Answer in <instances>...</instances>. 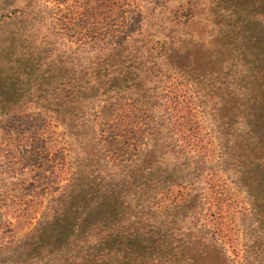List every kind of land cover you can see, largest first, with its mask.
<instances>
[{"label": "trees", "instance_id": "obj_1", "mask_svg": "<svg viewBox=\"0 0 264 264\" xmlns=\"http://www.w3.org/2000/svg\"><path fill=\"white\" fill-rule=\"evenodd\" d=\"M211 1V8L228 20L224 35L250 63L242 103H230L221 84L217 96L201 95L213 100L203 112L218 142V160L210 167L209 150L202 146L195 149L203 154L191 155L176 119L161 144L154 122L144 147L126 160L111 157L110 162L90 131L84 158L89 164L82 166L83 157L71 148L67 181L49 199L41 219L22 237L14 238L11 231L0 237V264H232L221 229L200 224L205 192L215 191L213 166L229 173L248 196L243 264H264V0ZM112 2L116 10L117 0ZM198 9L197 3L186 7L180 18L171 13L157 27L146 21L142 9H134L127 21L98 20L91 41L73 29L81 38L50 26L54 39L36 36L34 42L23 33L27 12H11L6 23L11 27L0 36V111L15 115L31 107L49 112L77 141L85 109L98 102L131 101L151 108L146 87L154 72L190 74L191 84L201 86L216 72V47L226 44L213 50L197 39L205 35ZM160 195L173 204L157 202ZM161 211L169 215L162 218ZM187 215L192 225H179Z\"/></svg>", "mask_w": 264, "mask_h": 264}, {"label": "rangeland", "instance_id": "obj_2", "mask_svg": "<svg viewBox=\"0 0 264 264\" xmlns=\"http://www.w3.org/2000/svg\"><path fill=\"white\" fill-rule=\"evenodd\" d=\"M112 1L0 0V36L7 35L11 26L6 23L14 11L17 14L19 11L27 12L24 22L26 31L23 33L30 41L34 42L36 36L53 40L54 35L48 28L50 26L59 33H73L77 38L81 37L73 31L81 32V35H86L87 41H91L97 33L98 20L127 21L131 18V11L142 9L146 21L157 27L167 21L171 13L176 12V16L180 18L186 7H193L197 3L198 19L201 26H204L205 35L196 38L213 50L216 44H226L223 49L216 47V72L212 73V79H202L199 87L191 84L190 74L181 75L173 70L154 72L146 87V96L152 99L151 108L147 107L146 110L131 101L110 99L98 102L92 109H85V126L83 132L81 128L80 134L76 135L77 141L69 139L63 126L53 120L49 112L46 115L31 107H27L24 112H16L15 115L0 111V237L8 231L14 232V238L22 237L41 219L49 199L58 195L67 181L71 148L74 147L76 154L83 157L80 160L82 166L89 164V160L84 158L85 153L90 151L87 146L90 131L95 133L99 146L110 162L111 157L112 160H126L132 159L144 147L146 135H150L148 129L154 122L159 124L158 127L154 126V135L160 139L161 144L162 137L176 119L180 122L174 124L175 128L181 132L182 142L191 155L203 154L199 148L195 149L202 146L209 150L206 159L210 167L218 160V142L203 112V106L210 109L213 100L209 97L205 100L201 95L208 93L217 96L218 85L221 84V91L225 92L230 103H242L248 87L244 76L250 68L248 58L241 56V48L231 45L230 37L224 35L227 18L211 8V0H117L116 10L113 9L115 5H112ZM133 17L135 19V15ZM71 24H75L74 28L67 32L66 27ZM172 35L178 37L175 32ZM5 45L8 46L9 42ZM15 50L19 52L22 48L17 44ZM208 80H211L212 88L207 87ZM203 101L206 104L203 105ZM160 103L163 105L160 106ZM168 163L173 166L171 159ZM213 169L216 176L213 177L211 185L215 186V191L205 192L204 197L207 200H204V213L200 224L207 227L214 224L219 227L224 235L222 239L227 243L229 255L235 260L232 264H243L241 256L245 243L244 223L250 214L248 196L234 186L229 173L218 171L215 166ZM177 190L185 191L181 187ZM175 195L177 198L185 197L183 193ZM159 198L164 205L173 204L170 198L161 195L157 202L160 201ZM160 214L162 218L169 215L165 211ZM193 221L187 215L180 219L179 225L191 226Z\"/></svg>", "mask_w": 264, "mask_h": 264}]
</instances>
